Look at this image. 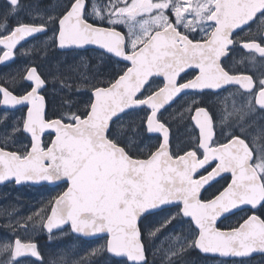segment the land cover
I'll return each mask as SVG.
<instances>
[{"label":"snow or ice","instance_id":"1","mask_svg":"<svg viewBox=\"0 0 264 264\" xmlns=\"http://www.w3.org/2000/svg\"><path fill=\"white\" fill-rule=\"evenodd\" d=\"M22 7L20 0H7L0 14V63L14 59L21 41L49 29L53 32L50 39L61 49L98 45L117 63L128 62L105 86H92V99L83 110L73 111L70 98L83 85L62 75L69 110L57 119L47 118L41 94L47 80L37 67L26 69L23 79L29 87L21 95L0 85V105L27 107L22 121L10 131L6 128L0 137L4 142L0 182L14 178L17 183L67 184L40 217L42 227L50 234L62 225L84 235L106 234L104 245L93 252L126 258L123 264H149L138 222L157 214H163L156 221L159 227L149 230V237L183 218H188L190 227V236L174 238V246L164 257L167 264H179L192 247L234 257L264 250V219L255 214L229 231L216 227L219 217L241 206L264 208V147L254 153L246 142L251 127L246 117L264 112V73L255 79L235 74L221 60L238 43L237 32L246 28L251 32L253 24L257 33L241 42L242 47L264 58V0H108L105 5L93 0L91 11L86 0H68L58 15H40L39 23L18 21L9 28V17ZM90 18L110 26H97ZM117 24L125 25L127 34L117 31ZM196 31L203 33L199 40L192 36ZM186 69L198 72L181 83ZM157 76L163 77L162 87H153L151 78ZM232 85L238 86L228 93L238 98L233 100L236 121L226 142L216 138L210 110L190 105L186 110L194 113L191 120L199 135L183 154L173 152L169 128L161 120L162 109L184 90L218 94ZM134 109L148 110L142 121L147 133L162 134L147 154L131 147L139 136L134 121L126 130L122 125L113 127L121 114ZM21 130L30 135V143L23 145V151L6 150L8 140ZM46 130L54 133L47 143L42 139ZM260 135L264 137V128ZM200 170L206 175H199ZM224 173L231 174V181L211 199H202L205 185ZM0 255L4 256L0 264H20L18 258L26 255L42 262L37 244L20 238L0 246Z\"/></svg>","mask_w":264,"mask_h":264},{"label":"rangeland","instance_id":"2","mask_svg":"<svg viewBox=\"0 0 264 264\" xmlns=\"http://www.w3.org/2000/svg\"><path fill=\"white\" fill-rule=\"evenodd\" d=\"M100 5V2H97ZM139 29L137 28V31ZM52 36L42 40L34 47H28L19 57L18 63L9 71L0 75L18 95L28 89L29 85L23 80L26 69L31 63H35L37 67L44 73L47 81L50 82L43 92H45V100L47 103V118L57 119L62 113L69 110L65 103L69 99L66 89L62 88L60 77L71 76L77 84L83 85L79 91H74L71 95L73 101L72 110L76 108L83 110L85 105L92 99V86H105L107 81L119 69L125 66L124 63H117L102 53L86 51V52H68L60 54L56 51V44L50 39ZM47 45V48H45ZM32 58V60H30ZM42 92V93H43ZM24 111H16L12 113H0V137L3 136L5 129L9 131L12 126L22 121L25 117ZM134 121L139 127V136L135 143L131 145L134 150L147 154L149 149H153L157 144L155 138L146 136L143 126V114L133 113L129 116L117 121L114 129L123 126L126 130L129 122ZM22 129V123H20ZM52 139V135L45 136L44 142L47 143ZM30 139L22 130L8 140V151H23V145H28ZM4 146V142L0 139V147ZM154 150V149H153ZM66 186H58L50 188L48 186L41 187H16L14 184L0 185V246L5 242H13L16 238H20L25 242L36 243L41 253L42 262H36L30 258L20 260V264H123L125 260H116L112 258L106 251L94 253V249L104 245L107 238L93 241H85L71 234L70 229H66L48 234L42 227L43 217L48 211L49 204L55 197L62 194ZM39 214V216L37 215ZM163 214L152 216L140 224L143 233V243L145 245L146 256L149 264H167L164 257L167 250L174 246L176 236H190V227L188 220L179 219L173 221L166 228L155 232V235L149 237V230L155 231L159 227L156 223L162 218ZM261 216L264 219V212ZM32 219L29 220L28 218ZM242 220L241 216L235 217L233 220L220 223L222 227L230 230L238 227ZM195 250V247L188 248L180 260L187 256V253ZM196 251V250H195ZM0 259H4L0 255ZM195 258H192L193 261ZM196 264H264V256H258L251 259H240L234 262L227 261L225 263L199 261Z\"/></svg>","mask_w":264,"mask_h":264},{"label":"flooded vegetation","instance_id":"3","mask_svg":"<svg viewBox=\"0 0 264 264\" xmlns=\"http://www.w3.org/2000/svg\"><path fill=\"white\" fill-rule=\"evenodd\" d=\"M20 2L24 7H22L17 12L16 15L9 17L7 21L9 28L14 27L18 21L24 23H39L40 15L45 16V18L49 15H58L63 11V7L64 5L67 4L68 0H20ZM92 2L93 0H86V3L88 4L89 7V11H91ZM96 2H100L101 4H104L105 2L108 3V0H96ZM113 2H115V0H113ZM6 6H7V0H0V14H2L5 11ZM89 22L95 23L97 26H105V27L110 26L107 24L106 21L102 24L99 20L93 21L91 18L89 19ZM115 27L117 31H120L122 33L127 34L128 32L127 27L123 24H117L115 25ZM253 33H257L256 24H253L251 26V32H249L247 28L244 31L237 32V34L234 36V39L237 40L238 43L221 60H222V66H224L226 69H231L235 74L243 73L247 75H252L255 79L261 73H264V58H261L258 53H255L248 49H244L241 43V42H247L249 39H251ZM52 35L53 32L51 29H49L46 33L39 34L33 37L32 39H30L29 41L20 45L15 50L14 59H10L7 62L0 63V75L6 71H9L18 63L20 55L22 53H25L24 50L26 48L34 47L38 45L40 42H42V40ZM192 36H194L195 39L199 40L202 38L203 33L196 31L192 33ZM56 51L60 54L68 53L67 51H59L57 49V46H56ZM86 51H92L98 53L100 52L105 56L110 57L109 55L98 50L92 49ZM86 51H69V52L76 53V52H86ZM252 57L255 58L254 62L251 59ZM110 59L117 61L116 59L111 57ZM30 60H32V58H30ZM33 66L37 67L35 63H31L29 68ZM38 71L42 74L44 78H46L44 73L39 68ZM196 72H198V70H196ZM196 72L192 70L185 71L184 73L181 74V77L179 78L180 82L183 83L191 79L193 75L196 74ZM152 80L155 81L153 87L163 86L162 78L155 77ZM0 85L8 87L10 91H13V94L18 95L17 94L18 92L14 91L4 80H1V78H0ZM49 85L50 82L47 81L46 88L49 87ZM237 88L238 86L236 85L226 86V89L223 91H219L218 94L210 90H203V91L196 90L185 93L183 92L179 94L177 98H175L174 102L170 106L163 109L161 120L166 124V127L169 128L171 150L173 152H179L180 154H183L184 151L189 150V148L196 142L195 138L198 137L199 135V130L195 127V122L191 120V115L194 113H190L189 111L186 110L189 108L190 105L193 107L194 106L206 107L210 110L214 118V131L216 138L221 142H226V137L228 136V133L233 130V124L236 121V117L233 113V100L238 99L229 96L228 93L235 92ZM41 94L46 96L45 92ZM193 101H196L197 104L192 105ZM16 111L27 112V107L12 110V109H5L2 105H0V113L9 114ZM147 111H148L147 109L137 110L123 116L122 118L138 112L142 113L144 118ZM246 120L251 125V127L248 128V135L246 142L249 143L250 149H252L255 153L257 148L264 147V137L260 135V129L264 128V112L256 111L255 113L251 114L249 117H246ZM142 129L144 130V124L142 126ZM144 132L146 134L145 130ZM146 136L148 135L146 134ZM150 138H155L157 143L161 140L157 136ZM208 171H211V168H209ZM199 175H206V172L202 170L199 173ZM230 180L231 178L228 175L222 177L219 181H217L211 187H209L202 194L201 198L211 199L215 194L218 193L219 190H222V188L225 187L230 182ZM261 212H264V208L261 209L258 212V214H260ZM251 214H252L251 211L245 210L225 219L222 222L223 224H225L226 222L233 220L235 217L241 216L242 220L240 223H242L243 220L246 219ZM151 217L152 216H148L147 219H143V220L146 221ZM218 228L221 230H227L226 226L222 227L220 224L218 225ZM194 253H197L198 255H195ZM194 257L195 259L192 261L191 259ZM236 260L237 259L224 260L220 258L204 257L200 255L197 251L191 250L190 252L187 253V256H184L179 261V264H196L199 261H210L212 263L214 262L225 263L227 261L234 262Z\"/></svg>","mask_w":264,"mask_h":264},{"label":"water","instance_id":"4","mask_svg":"<svg viewBox=\"0 0 264 264\" xmlns=\"http://www.w3.org/2000/svg\"><path fill=\"white\" fill-rule=\"evenodd\" d=\"M40 34H42V33H40ZM37 35H39V34H36L35 36H37ZM35 36H33V37H35ZM33 37H29V38H26V40H24V41H21V43L17 46V48L20 46V45H22L23 43H25V42H27V41H29L30 39H32ZM0 47H2V46H0ZM57 49L59 50V51H86V50H92V49H94V50H98V51H101V52H103V53H105L106 54V51L105 50H103V49H101L98 45H84V46H81V47H76V46H71V47H66V48H63V49H61V48H59L58 46H57ZM107 55H109L110 56V54H107ZM224 57H222L221 59H223ZM114 59H116V58H114ZM122 63H128V62H126V61H121ZM4 63V62H3ZM185 71H187V69L185 70ZM182 74V73H181ZM153 78H155V77H152L151 79H153ZM156 78H162L163 79V77L162 76H157ZM190 91H196V90H192V89H188V90H184V93L185 92H190ZM91 96H92V93H91ZM173 103V102H172ZM171 103V104H172ZM3 106V105H2ZM5 109H12V110H15V109H19V108H23V107H26V106H23V105H17V106H3ZM166 107H168V106H166ZM165 107V108H166ZM137 110H140V109H134V110H130V111H128L127 112V114L128 113H131V112H134V111H137ZM163 110V109H162ZM45 111H47V106H46V102H45ZM26 114H27V112H26ZM125 114H121V117H123ZM198 129V128H197ZM23 132V131H22ZM26 136H28L29 137V139H30V135L29 134H27V133H25V132H23ZM169 133H170V131H169ZM146 134L148 135V136H150V137H159L160 139L162 138V134L161 133H147L146 132ZM48 135H52L53 137L52 138H54V133H52V130H46V132L44 133V135H43V137H42V139H44V137L45 136H48ZM202 170H200V172H201ZM199 172V173H200ZM229 176L230 178H231V174L230 173H224V174H222V177H224V176ZM221 179V177H218V178H216V180H214V181H212L209 185H205V187L201 190V196H202V194L209 188V187H211L214 183H216L217 181H219ZM231 181V180H230ZM6 184H14L16 187H22V186H27V187H41V186H48V187H50V188H54V187H58V186H60V185H66V188H65V190L64 191H66V189H67V184L66 183H64V182H62V181H60V182H47V181H39V182H36V181H22V182H20V183H17L16 181H15V179L14 178H10L9 180H6V181H2V182H0V185H6ZM63 191V192H64ZM261 209V207L258 205L257 206V208L256 209H252L250 206H241V208H237V209H234V210H232V212H230V213H227V214H225L224 216H221V217H219L218 219H217V221H216V227L218 228V225L222 222V221H224L225 219H227V218H229V217H231V216H233V215H235V214H237V213H240V212H242V211H245V210H249V211H251L252 212V214L251 215H253V214H255V215H257V212L259 211ZM250 215V216H251ZM258 216V215H257ZM261 218V217H260ZM184 219H186V220H188V218H184ZM142 220L143 219H141L138 223H139V225L141 224V222H142ZM69 228L70 229V232H71V234L72 235H74V236H76V237H79V238H81V239H83V240H85V241H93V240H98V239H102V238H107V236H106V234H97L96 236H93V235H84V234H80V233H75V232H73L72 231V229H71V226L70 225H62V226H60L59 228H55V229H53V231H52V233L51 234H53V233H56V232H59V231H62V230H64V229H66V228ZM43 229H44V231L45 232H47L48 234H50L48 231H47V229L46 228H44L43 227ZM221 230V229H220ZM221 231H229V230H221ZM196 249V251L200 254V255H202V256H204V257H211V258H220V259H224V260H232V259H250V258H254V257H256V256H261V255H264V250H256V251H254V252H252L251 254H249V255H247V256H243V257H234V256H221L219 253H204L203 251H201L199 248H195ZM112 258H114V259H116V260H126V258H122V257H116V256H114V255H112V254H110V253H108ZM27 258H30V259H32V260H34V261H36V262H40L41 260L40 259H38V258H36V257H32V256H30V255H26V256H24V257H21V258H18L19 260H22V259H27Z\"/></svg>","mask_w":264,"mask_h":264},{"label":"trees","instance_id":"5","mask_svg":"<svg viewBox=\"0 0 264 264\" xmlns=\"http://www.w3.org/2000/svg\"><path fill=\"white\" fill-rule=\"evenodd\" d=\"M262 213H263V212H261L259 215L263 216ZM194 254H195V255H198L197 253H194ZM194 258H195V257H194Z\"/></svg>","mask_w":264,"mask_h":264}]
</instances>
